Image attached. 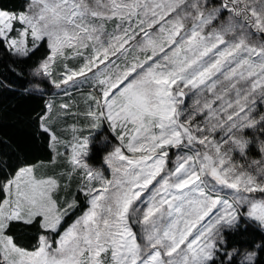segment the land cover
<instances>
[{
  "label": "snow or ice",
  "instance_id": "obj_1",
  "mask_svg": "<svg viewBox=\"0 0 264 264\" xmlns=\"http://www.w3.org/2000/svg\"><path fill=\"white\" fill-rule=\"evenodd\" d=\"M0 46L25 57L44 49L38 76L81 57L51 83L79 77L99 88L89 127L107 119L120 141L105 157L109 179L83 160L87 136L63 141L47 113L37 117L82 170L89 207L61 232L76 196L60 201L57 175L5 162L0 264H209L223 251V226L241 214L264 226V139L256 159L244 135L264 121L254 115L264 100V0H28L0 8ZM37 220L44 232L31 250L14 242V221ZM258 255L245 250L241 264Z\"/></svg>",
  "mask_w": 264,
  "mask_h": 264
},
{
  "label": "trees",
  "instance_id": "obj_2",
  "mask_svg": "<svg viewBox=\"0 0 264 264\" xmlns=\"http://www.w3.org/2000/svg\"><path fill=\"white\" fill-rule=\"evenodd\" d=\"M210 2L219 4L221 0H210ZM26 3L28 0H0V8L19 10ZM43 51L44 49H41L35 55L25 57L13 55L0 46V179H3L6 172L12 170L4 167L5 162L13 166H19L18 162L43 164V172L40 174L57 175L61 185L57 199L70 200L75 195L78 200L77 207L69 212L62 222L63 227L60 229L62 232L89 206L84 192L80 190L84 175L80 169L72 170L65 153L60 152L55 158L50 137L38 127L37 117L49 111L53 130L61 140L70 141L73 134L84 135L92 131L83 127L84 117L87 116L91 101L87 96L83 97L85 90L78 91L87 86L54 90L46 80L37 77L34 69ZM36 85H39V88ZM254 113L257 117L264 114V100L256 101ZM260 127H264V121L255 129L244 130V135L250 138L248 156L256 159L261 155L258 142L264 139V131H260ZM90 134L88 165L102 167L105 156L116 141L117 134H112L106 127ZM104 141L106 142L103 143ZM234 156L237 162H244L238 152L234 153ZM3 195L0 190V199ZM41 232L44 230L41 229L38 220L32 224L14 221L12 232L9 234L13 235L14 242L31 250V246L35 244ZM222 236L223 241L219 242V246L223 251H218L217 256L209 261V264H241L245 250L252 249L259 253L256 264H264V228L259 223L241 216L235 225L222 231ZM57 238L53 236V240ZM233 248L237 250L233 254V260H225L227 251Z\"/></svg>",
  "mask_w": 264,
  "mask_h": 264
},
{
  "label": "rangeland",
  "instance_id": "obj_3",
  "mask_svg": "<svg viewBox=\"0 0 264 264\" xmlns=\"http://www.w3.org/2000/svg\"><path fill=\"white\" fill-rule=\"evenodd\" d=\"M212 2H210V4H211ZM218 23V22H217ZM111 27H112V25L111 24H109L108 25V28L109 29H111ZM130 51V54H131V49L129 50ZM138 54V53H137ZM110 59H112V57H110ZM124 61H123V57H121V59L120 60H118L117 61V63H123ZM82 63V58L81 57H78V56H74V55H68L67 56V58L66 59H61V60H59V61H57V63H56V65H55V67H54V69H53V71L55 72V76H53V77H46V76H38L37 74V77L39 78V79H41V80H46L49 84H51V86H53L54 87V90L56 89V90H65V89H69V88H72L73 86H81V87H83V86H87V87H85V88H81L80 90L78 89V91L80 92L81 90H85V91H83V92H85V93H83L82 95H83V97H88L87 99L89 100V101H91V105H89V109H90V107H91V109H95V103L90 99V97H89V93H92L93 95H95V94H97L98 92H99V88H93V85H92V83L91 82H82V80H81V78H79V77H73V80H70V81H68L66 84H61L59 87H57L56 85H54V84H52L51 83V80L52 79H54V78H56L57 76L61 79V80H63L65 77H64V72H65V67H64V65L65 64H67L68 65V67L69 68H78L79 66H80V64ZM104 63H107V61H104ZM94 70V69H93ZM87 90V91H86ZM234 95V94H233ZM187 99V101H188V103L189 104H191L192 103V101H193V99H195V97H193L191 94L189 95V97H187L186 98ZM82 101H84V100H82ZM216 103L217 104H219V101H216ZM88 103H86V105H87ZM89 111V110H88ZM88 111H87V113H88ZM48 115H49V111H48V113H47ZM255 114V113H254ZM201 119L203 118L202 116L200 117ZM84 119H85V124L83 125V127H84V129L86 128V129H91L92 131H90V132H92V133H94V132H97V131H99V130H101V129H103L104 127H106V128H108L110 131H111V133L112 134H115L116 132L112 129V127H111V125H110V122L107 120V119H102V121H101V123H100V125L99 126H97V127H93V128H90L89 126L92 124V117H90V116H85L84 117ZM83 119V120H84ZM72 127H69V129H71ZM90 132H86L84 135L83 134H73V135H71L72 137H71V139H70V141L73 139V136H87L88 137V140H89V144H88V151L86 152V153H83L82 154V158H83V160L88 164V156H89V147H90V144H91V134H90ZM117 134V133H116ZM106 141H104L103 143H105ZM119 143H120V141H119V138H118V136H116V141H115V143H114V145H112V149H111V151H113L114 150V148L116 147V146H118L119 145ZM53 150H54V152H55V158L57 157V156H59L60 155V152L63 154V153H65L66 151H68V149L63 145V144H61V145H58L55 149L53 148ZM110 151V152H111ZM173 151H175V150H173ZM125 153L126 154H129V153H127V150H125ZM106 157V156H105ZM35 165H37V170H38V172L39 173H41V172H43V168H44V165L43 164H35ZM90 167H92V168H95V169H99V170H101L102 172H103V174L105 175V176H107L109 179H111V169H110V167H109V165L107 164V161H106V159H104V161H103V166L102 167H95V166H93V165H89ZM155 183V182H154ZM151 187V186H150ZM143 195V194H142ZM146 206V205H145ZM89 207V206H88ZM247 209L245 208L244 209V211H246ZM81 216V215H80ZM245 217V218H249V217H247L246 215H243V214H241L240 215V217ZM249 219H251V218H249ZM253 220V219H252ZM227 227H229V226H223L222 228H221V234H222V231L225 229V228H227ZM262 228H264V226H261ZM193 231H195V229H193ZM220 241H218V243H219ZM182 247H183V245H182Z\"/></svg>",
  "mask_w": 264,
  "mask_h": 264
}]
</instances>
